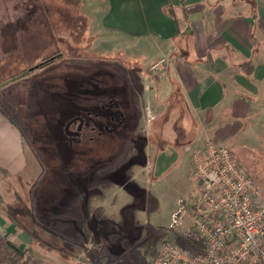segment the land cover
<instances>
[{
	"label": "rangeland",
	"instance_id": "374dc122",
	"mask_svg": "<svg viewBox=\"0 0 264 264\" xmlns=\"http://www.w3.org/2000/svg\"><path fill=\"white\" fill-rule=\"evenodd\" d=\"M104 9L101 0H0L1 26L12 24L18 31L10 49L5 43L7 39L1 36L7 48L0 47V82L27 69L26 61L35 64L53 51L62 52L56 62L34 69L0 88V105L18 121L30 164L28 171L32 170L24 181L14 178L13 185H3L1 189L7 207L35 236L31 245L33 255L25 249L32 264H63V261L71 264L73 258L65 252L80 254L90 260V264H153L165 240L193 248L188 236L193 230L190 202L195 194L192 149L190 152L181 148L178 160L162 178L154 177L151 168L146 169L147 164L131 165L130 176L143 190L141 198L127 187L110 183L109 187L104 186L107 179L103 174L120 170L135 147L142 146L147 162L152 161L158 147L154 142L158 129L163 127L167 142L175 145L173 133L178 125L151 122L157 112L152 98L149 122H138L139 104L124 107L127 119L112 105L110 111L115 115L114 120L98 118V124L106 121L111 127L124 124L115 133L80 144H72L64 134L69 117L80 113L86 105L90 107L91 103L102 105L107 87L115 102L121 98L117 93L119 87L114 86H120L122 78L112 74L102 80L93 74L89 79L84 77L83 82L82 73L74 70L75 67L80 69L79 60L95 58V62L101 63L104 59L117 58L114 61L122 66L118 68L116 63L111 69L119 72L117 76L124 73L129 79L130 69L134 70L139 64L136 61L142 62V55L148 59L155 53L152 48L141 47L143 41L107 31L102 25ZM147 59L144 61L149 63ZM95 88L101 90V96H97ZM91 93H94L93 98ZM251 131L257 134L254 129ZM134 132L146 137L142 145L127 141L134 137ZM246 132L245 136H250V132ZM255 139L260 137L255 136ZM237 140L241 139L229 138L221 143L233 150L264 191V154L258 148L251 151L241 147ZM124 178L129 179L118 176L114 180ZM110 187L118 201L114 209L105 205ZM80 219L95 220L98 241L90 236V226L75 224Z\"/></svg>",
	"mask_w": 264,
	"mask_h": 264
},
{
	"label": "crops",
	"instance_id": "0c3cea01",
	"mask_svg": "<svg viewBox=\"0 0 264 264\" xmlns=\"http://www.w3.org/2000/svg\"><path fill=\"white\" fill-rule=\"evenodd\" d=\"M101 1L106 8L102 25L107 31L143 41L141 47L155 51L149 57H153L151 60L142 55V62L136 61L139 64L134 70L130 69L129 79L124 73L118 76L123 82L120 92H116L120 100L127 99L125 102H115L106 88L108 105L120 109L125 117L126 105L139 104L140 115L136 116L138 122L145 123L151 119L148 108L152 98L157 112L151 122L178 125L173 133L175 145L167 142L163 127L156 131L158 137L154 142L158 147L152 161L146 165L154 177L162 178L167 173L178 160L181 148L191 152L211 138L220 142L241 139L237 140L241 147L251 151L258 148L264 154V0ZM169 5L174 16L167 10ZM11 25L2 27L0 24V47H6L1 36L7 39L8 49L13 47L17 30ZM115 59L111 61L117 63ZM252 129L256 135L252 134ZM246 131L250 136H245ZM28 162L21 130L0 109V232L33 255L31 245L35 236L7 207L1 189L3 185H13L14 178L24 181V177L32 173L28 171ZM118 176V169L110 174L105 172L104 186L109 187L110 183L126 188L125 183L114 180ZM113 187L107 188L105 195L108 202L105 205L112 209L118 202ZM90 204L91 201L89 207ZM75 224L90 226V236L97 240L94 219L91 222L80 219ZM64 254L73 258L71 264L91 263L80 254ZM63 264L70 263L63 261Z\"/></svg>",
	"mask_w": 264,
	"mask_h": 264
},
{
	"label": "built area",
	"instance_id": "2783aa9c",
	"mask_svg": "<svg viewBox=\"0 0 264 264\" xmlns=\"http://www.w3.org/2000/svg\"><path fill=\"white\" fill-rule=\"evenodd\" d=\"M191 164L193 248L165 240L153 264H264V191L258 182L230 147L213 138L193 149Z\"/></svg>",
	"mask_w": 264,
	"mask_h": 264
},
{
	"label": "trees",
	"instance_id": "16d2710c",
	"mask_svg": "<svg viewBox=\"0 0 264 264\" xmlns=\"http://www.w3.org/2000/svg\"><path fill=\"white\" fill-rule=\"evenodd\" d=\"M167 10L172 16H174V10H173L171 5L167 6ZM61 56H62V53L59 51L53 52L52 54H49V55H45L39 61L40 64H39L37 69H41V68L53 63L54 61L59 59ZM78 62H79L78 65L81 64V66L79 65L80 69H77L75 67L74 70L80 71L82 73V77H83L82 81L83 82H84V77H86V79H89V77L91 78V76L93 74L97 78H100V79H102V77H108V76L110 78V77H112V74H114L118 78L117 74H119V72L113 71V68L111 69V67L116 66L117 64L113 63L111 60L104 59V61H102L101 63L100 62L97 63V62H95V58H93L92 60H83V61L79 60ZM71 65L73 66L74 64L72 63ZM75 66H77V65H75ZM119 67H120V65L118 64V68ZM115 68L117 69V67H115ZM116 82H118V81H116ZM120 86L118 84H115L114 87H116V88L119 87V89H120L121 88ZM102 90H104V89H102ZM95 91L98 94L97 96H101V90H99L98 88H95ZM92 92H94L93 89H92ZM90 95H91V97H94V93H91ZM102 104H105L108 107H110V105H108L109 102L106 100H104L102 102ZM88 107L89 106L86 105L84 110L88 109ZM98 107H99V111H101L99 104H98ZM0 109L12 123H14L18 126V121L15 118V116L9 115L3 108H1V105H0ZM82 112H83V110L78 114H82ZM110 113L112 114V111H110ZM75 115H72V116L69 115V116L73 117ZM120 115H121V112H120ZM114 117H115V115H114ZM125 117L127 119L128 115H125ZM69 118H68V120H69ZM120 125H124V124H120ZM133 128L135 129V127H133ZM64 134H65V132H64ZM65 136H67V135H65ZM128 140H132L134 143H136L138 145H142L144 140H146V137L144 138L142 136H137V134L134 132V137L133 138H127V141ZM140 155H143V147L142 146L135 147V151L130 155V157L127 161L123 162L124 165L119 170L121 177L125 176V177H129V179L124 178L123 180H117L120 183L121 182L125 183L126 187L129 190L134 191L139 198H141L143 196V190L141 188H139L137 183L133 182V180L131 179V176H129L128 173H129V168L134 163L141 162L143 165L147 164V160H148L147 157L145 155H143V158L140 159L139 158ZM0 264H32V260L29 257V255L26 253L25 249L21 248L17 243L14 242V240L9 238L6 234L0 233Z\"/></svg>",
	"mask_w": 264,
	"mask_h": 264
},
{
	"label": "flooded vegetation",
	"instance_id": "af4514ba",
	"mask_svg": "<svg viewBox=\"0 0 264 264\" xmlns=\"http://www.w3.org/2000/svg\"><path fill=\"white\" fill-rule=\"evenodd\" d=\"M53 52H57V50ZM39 64L40 62L35 64H29L27 69H29L30 67H34L36 65L39 66ZM100 108L101 111H99V107L97 104L93 106V104L91 103V106L88 107V109L83 110L82 114L75 115L73 117H70L69 120H67L66 124L64 125V132L71 139L72 144H74L75 142L80 144L84 141L95 142L97 140H100L104 135L106 136V134L111 135L115 133L117 131V128L119 126H122L118 124L117 127H111V124L107 123V121L104 122L103 124H98V118H102L105 120L109 118L112 121L115 118L114 115L110 113V107H108L105 104H102L100 105ZM74 118H77V120L73 121L71 124H68ZM129 157L126 158L125 161H127Z\"/></svg>",
	"mask_w": 264,
	"mask_h": 264
},
{
	"label": "water",
	"instance_id": "95a60500",
	"mask_svg": "<svg viewBox=\"0 0 264 264\" xmlns=\"http://www.w3.org/2000/svg\"><path fill=\"white\" fill-rule=\"evenodd\" d=\"M36 68H38V65H36V66H34V67H30L29 69L24 70V71L21 72L20 74H17V75H14V76L8 78L7 80H5V81H3V82L0 83V87H3V86H5V85H7V84H9V83H11V82H13V81H16V80L20 79L21 77L27 75V74L29 73V71H32V70H34V69H36ZM76 120H77V118H74V119H73L72 121H70L68 124H71L73 121H76Z\"/></svg>",
	"mask_w": 264,
	"mask_h": 264
}]
</instances>
